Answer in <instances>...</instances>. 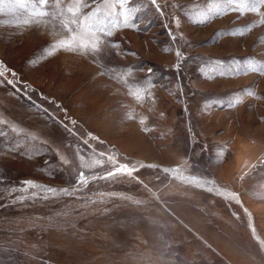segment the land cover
Segmentation results:
<instances>
[{
    "label": "rangeland",
    "instance_id": "obj_1",
    "mask_svg": "<svg viewBox=\"0 0 264 264\" xmlns=\"http://www.w3.org/2000/svg\"><path fill=\"white\" fill-rule=\"evenodd\" d=\"M143 3L98 54L0 14V264H264V6ZM108 156L160 167L74 191Z\"/></svg>",
    "mask_w": 264,
    "mask_h": 264
},
{
    "label": "snow or ice",
    "instance_id": "obj_2",
    "mask_svg": "<svg viewBox=\"0 0 264 264\" xmlns=\"http://www.w3.org/2000/svg\"><path fill=\"white\" fill-rule=\"evenodd\" d=\"M150 5L160 10L158 0H149ZM133 0H0V14L7 12L22 14L25 18L16 22L25 26H45L51 27L54 39L51 42L53 53L64 50L69 52H79L81 54H98L106 47H118L116 44L109 45L107 37L113 35V29L121 24H127L132 15L144 6L143 0L136 6ZM220 5H223L221 7ZM260 6H264V0H218L217 7L210 9L213 15H220L222 11H235L240 15L245 12L260 13ZM207 19V15L205 16ZM202 22V21H201ZM7 23V21H3ZM259 23H264V19ZM233 35L236 33H232ZM243 35V32L240 33ZM61 38L56 39V36ZM52 54V53H50ZM177 51V56H180ZM179 68L180 65H176ZM248 70L264 71L249 65ZM151 71V69H149ZM103 74V73H101ZM4 72L0 70V77ZM223 75V73H221ZM12 83V81H9ZM143 123V121H141ZM147 131L148 129H144ZM90 135V134H89ZM87 143V141H85ZM104 153L99 156L104 157ZM223 157V151L219 153ZM82 169H93L98 165L103 167L105 164L111 165V170L105 171L103 175L87 176L85 171L81 170L76 181L74 191H80L86 188L93 180H112L117 177H129L139 181V177L135 174L140 168H159L158 165H143L139 168L132 166L130 163L118 164L115 157L108 156L106 160H97L95 163L89 164L81 157ZM165 174H178L176 178L185 183L194 184L197 187L203 185L199 183V177H188L183 174L180 168H160ZM247 175V173H245ZM211 183V181H206ZM26 185L37 187L34 182L26 181ZM147 187V185H145ZM212 191V189H206ZM48 194H68V189L46 188ZM238 194L235 192L225 196V199H236ZM140 204L141 201H135ZM251 227V225H250ZM253 231H255L253 229Z\"/></svg>",
    "mask_w": 264,
    "mask_h": 264
}]
</instances>
